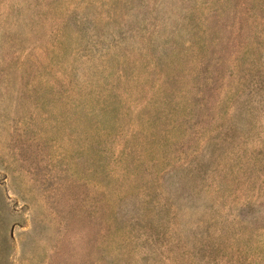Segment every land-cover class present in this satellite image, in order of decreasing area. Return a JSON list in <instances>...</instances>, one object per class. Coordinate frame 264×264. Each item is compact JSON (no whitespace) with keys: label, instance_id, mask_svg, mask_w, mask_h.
<instances>
[{"label":"rangeland","instance_id":"obj_1","mask_svg":"<svg viewBox=\"0 0 264 264\" xmlns=\"http://www.w3.org/2000/svg\"><path fill=\"white\" fill-rule=\"evenodd\" d=\"M0 264H264V0H0Z\"/></svg>","mask_w":264,"mask_h":264}]
</instances>
